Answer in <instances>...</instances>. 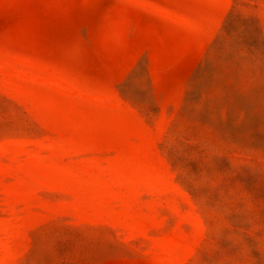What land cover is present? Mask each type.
Listing matches in <instances>:
<instances>
[{
  "label": "rangeland",
  "instance_id": "374dc122",
  "mask_svg": "<svg viewBox=\"0 0 264 264\" xmlns=\"http://www.w3.org/2000/svg\"><path fill=\"white\" fill-rule=\"evenodd\" d=\"M0 264H264V0H0Z\"/></svg>",
  "mask_w": 264,
  "mask_h": 264
}]
</instances>
